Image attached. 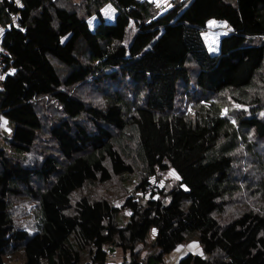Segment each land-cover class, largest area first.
I'll list each match as a JSON object with an SVG mask.
<instances>
[{"label": "trees", "instance_id": "obj_1", "mask_svg": "<svg viewBox=\"0 0 264 264\" xmlns=\"http://www.w3.org/2000/svg\"><path fill=\"white\" fill-rule=\"evenodd\" d=\"M211 19L229 28L217 54L203 38ZM0 28V112L14 124L9 150L0 147V264H104L117 247L129 264H164L192 236L204 255L176 264H264V207L218 218L242 190L233 167L244 131L264 136V0H171L167 9L150 0H0ZM89 88L88 99L75 92ZM96 95L105 107L89 102ZM226 98L252 105L237 125L222 114ZM135 164L140 195L125 197L123 225L109 199H73L88 183L128 178ZM169 169L177 185L150 187ZM263 185L251 192L262 203ZM20 198L33 203L28 228L11 212ZM150 232L156 251L142 263Z\"/></svg>", "mask_w": 264, "mask_h": 264}, {"label": "rangeland", "instance_id": "obj_2", "mask_svg": "<svg viewBox=\"0 0 264 264\" xmlns=\"http://www.w3.org/2000/svg\"><path fill=\"white\" fill-rule=\"evenodd\" d=\"M160 7H164L165 9L171 6V0H153ZM234 1V0H232ZM102 15L106 21L112 22L115 17V8L111 4H107L102 8ZM90 26L94 27V22L98 21V17L93 15L91 18L87 20ZM1 29V28H0ZM229 32V28L226 26L225 22L219 21L216 19H211L207 25L205 30L203 31V38L205 44L211 54H217L219 49V40L220 38ZM259 42V40H255ZM191 77L193 78L196 68L191 65L189 67ZM261 79L258 78L257 81V89L258 94L261 98V106L262 110L259 111L257 117L264 122V68L260 72ZM91 88L87 90H75L76 94H79L83 97L90 96ZM92 92V91H91ZM78 95V94H77ZM85 99V98H84ZM92 100L89 102L92 105H97L101 107H105L107 102L104 97H91ZM178 103V107L181 109L186 108L185 111L190 112L191 102L186 98H180ZM42 103L44 105H50L52 107V101L48 99H43ZM179 108V109H180ZM250 108L252 105H241L235 103L230 98H226L224 101V107L222 109V114L226 115L230 121L234 122L236 125L238 124V118L242 116H246L250 114ZM226 110V111H225ZM14 124L7 118H5L0 112V147H4L7 150L8 144L6 139L11 138ZM246 133V141L240 146L237 151V161L233 167L234 175L238 178V184L242 186V190L239 193H236L234 197L230 199L225 205L223 214L218 215L222 221H229L236 215H238L241 210L255 209L256 211H261L262 207H264V203H262L261 199L258 195H252V191L259 190L258 183L260 181H264V136L258 137L255 134L254 129H247L244 131ZM46 144V143H42ZM247 144L250 146L251 150L249 151L247 148ZM140 166L135 164V173L129 176L126 179H120L117 177H113L109 182H94L88 183L78 192H76L73 196V199L76 200L81 196H87L91 199H100L107 198L112 204L117 208H122L119 211L118 218L121 219L120 225H123L127 217L129 215V210L121 207L123 205V201L126 196L129 195H140L139 192H136L135 187L137 186L140 179ZM174 170L169 169L168 171L161 172L159 171L155 177L150 178V187H159V188H171L177 185L178 175ZM256 184V185H255ZM262 193H264V185L262 186ZM27 202L25 198H20L13 202V207L11 209L12 215L14 216L15 222L19 227L28 228L32 224V206L33 203ZM153 234L148 233V237L146 239V243H143L139 247V255L138 260H141L142 263H146L147 257L154 253L156 249L151 246ZM115 255L113 258L107 260L110 264V261H115L118 264H129L128 256L126 253L122 251L121 248L117 247L113 252ZM110 253V254H111ZM188 253L198 254L203 256L204 251L202 249L201 244L199 243L197 236H192L187 239L185 242L178 244L172 251L167 253L164 256V264H176L180 258L185 256ZM109 254V256H110ZM115 258V259H114ZM13 264V263H12Z\"/></svg>", "mask_w": 264, "mask_h": 264}, {"label": "built area", "instance_id": "obj_3", "mask_svg": "<svg viewBox=\"0 0 264 264\" xmlns=\"http://www.w3.org/2000/svg\"><path fill=\"white\" fill-rule=\"evenodd\" d=\"M1 39H2V36H1V31H0V77L3 75L2 74V71H1V64L3 62V58L4 56L6 55V51L3 49V47L1 46ZM113 254H110V258H113ZM108 261H106L104 264H107Z\"/></svg>", "mask_w": 264, "mask_h": 264}, {"label": "crops", "instance_id": "obj_4", "mask_svg": "<svg viewBox=\"0 0 264 264\" xmlns=\"http://www.w3.org/2000/svg\"><path fill=\"white\" fill-rule=\"evenodd\" d=\"M17 2H19V0H16ZM150 1H153V0H150ZM102 11V10H101ZM95 23L96 22H94V25H95ZM111 254H113V255H115V253H111ZM115 259V258H114ZM116 261V260H115ZM115 261H110V264H118L117 262H115Z\"/></svg>", "mask_w": 264, "mask_h": 264}, {"label": "snow or ice", "instance_id": "obj_5", "mask_svg": "<svg viewBox=\"0 0 264 264\" xmlns=\"http://www.w3.org/2000/svg\"><path fill=\"white\" fill-rule=\"evenodd\" d=\"M0 78H2V77H0ZM226 111V110H225ZM173 175H175V173H172ZM178 178V177H177Z\"/></svg>", "mask_w": 264, "mask_h": 264}]
</instances>
